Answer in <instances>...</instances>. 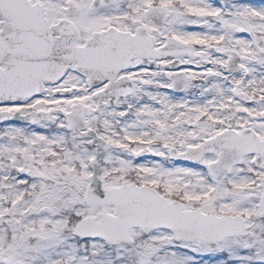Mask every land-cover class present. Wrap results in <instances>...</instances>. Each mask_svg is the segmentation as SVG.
Segmentation results:
<instances>
[{
	"label": "snow or ice",
	"instance_id": "1",
	"mask_svg": "<svg viewBox=\"0 0 264 264\" xmlns=\"http://www.w3.org/2000/svg\"><path fill=\"white\" fill-rule=\"evenodd\" d=\"M0 264H264V0H0Z\"/></svg>",
	"mask_w": 264,
	"mask_h": 264
}]
</instances>
